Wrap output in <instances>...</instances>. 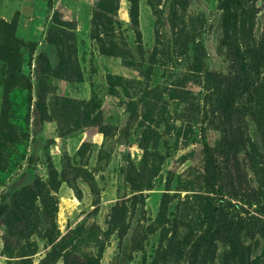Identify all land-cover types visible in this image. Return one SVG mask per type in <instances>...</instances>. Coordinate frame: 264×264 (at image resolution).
Masks as SVG:
<instances>
[{"label": "rangeland", "instance_id": "374dc122", "mask_svg": "<svg viewBox=\"0 0 264 264\" xmlns=\"http://www.w3.org/2000/svg\"><path fill=\"white\" fill-rule=\"evenodd\" d=\"M0 23L36 44L8 82L0 41V264H264V0H0Z\"/></svg>", "mask_w": 264, "mask_h": 264}, {"label": "trees", "instance_id": "16d2710c", "mask_svg": "<svg viewBox=\"0 0 264 264\" xmlns=\"http://www.w3.org/2000/svg\"><path fill=\"white\" fill-rule=\"evenodd\" d=\"M12 25L13 24H8V23H0L1 29H3L4 31H0V41H1V45H3V47H5L7 50L12 47L15 49L16 51V57L17 59L14 62V65H11L9 67L10 72L7 75V81L9 82V80H13L14 78H17L16 76L20 73V60L19 58L22 56V54L24 52H28L29 53V57L31 58L32 61V57L34 55V52L36 50V44L30 43V42H26L25 40L19 39L17 36H15L14 31H12ZM11 30V31H9ZM3 49L0 48V52ZM45 58L44 55H41L40 57H38V60ZM6 81V82H7ZM6 86V83H5ZM40 99H42L41 97H39ZM207 154L210 157V159H213L212 157V153H211V149L209 147H207ZM21 181V180H20ZM20 181H18L17 183H20ZM65 182V181H63Z\"/></svg>", "mask_w": 264, "mask_h": 264}]
</instances>
